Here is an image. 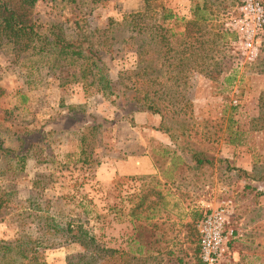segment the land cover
I'll return each mask as SVG.
<instances>
[{
    "label": "rangeland",
    "instance_id": "obj_1",
    "mask_svg": "<svg viewBox=\"0 0 264 264\" xmlns=\"http://www.w3.org/2000/svg\"><path fill=\"white\" fill-rule=\"evenodd\" d=\"M141 1L40 0L37 15L44 23L81 16L92 29H105L111 19L122 22L126 14L138 11ZM163 2L180 19L170 28L186 36L184 43L192 47L184 72L164 75V86L173 96L180 95L168 100L171 111L184 110L168 118L174 139L156 130L159 115L135 113L133 124L120 120L118 97L107 98L96 88L73 82L78 68L56 74L47 68L39 71L10 48H0V138L8 147H16V139L27 134L45 141L30 151L23 170L16 161L0 159V240L37 238V216L48 212L62 225H82L108 247L127 252L144 244L148 253L142 264H198V226L226 206L227 231L237 237L219 264L239 263L244 256L246 263L264 264V181L216 167L197 168L191 158L192 150L201 151L215 161L228 159L233 168H256L264 175V131H255L252 122L259 116L264 92V36L256 62L245 64L231 31L241 0ZM197 3H206L204 13L210 20L188 25ZM118 35L122 40L129 34ZM206 52L208 60L197 58ZM136 53L134 44L116 46L109 57L114 80L135 68ZM81 116L103 126L89 142L91 164L82 162ZM235 137L239 139L234 145ZM133 156H149L152 172L117 176L113 183L99 179L105 165ZM142 198L144 203L135 209ZM132 235L139 244L129 241ZM80 252L77 244L60 245L45 251L44 259L47 264H67L77 261Z\"/></svg>",
    "mask_w": 264,
    "mask_h": 264
},
{
    "label": "trees",
    "instance_id": "obj_2",
    "mask_svg": "<svg viewBox=\"0 0 264 264\" xmlns=\"http://www.w3.org/2000/svg\"><path fill=\"white\" fill-rule=\"evenodd\" d=\"M39 1L0 0V48H10L15 56L22 57L32 68L39 71L47 68L56 74L64 69L78 68V74L72 76L73 82L96 88L104 97H118L120 120H129L133 124L132 115L135 113L159 115L161 124L156 130L174 139V126L168 123V118L171 113L174 116L184 114V110L171 111L172 105L168 100L171 97L177 100L180 95L173 96L174 92H169L166 84L164 86V75L169 71L184 72L182 69L188 66L186 62L188 56H191L192 47H187L184 43L185 35L190 34L187 29L186 34H183L184 39L182 34L178 35L170 28L172 22L180 19L166 7L163 0H142L138 11L126 14L122 22L111 19L105 29H92L81 16H74L71 21L65 22H41L37 15ZM206 9V3H197L192 11L194 19L188 25L201 26L208 23L210 19L204 13ZM122 31L129 35L119 40L118 33ZM119 44H134L137 48V60L134 69L122 71L117 80H114L111 77L109 57ZM199 44L204 52L208 50L204 47L205 42ZM183 45L184 49H176ZM197 58L205 62L209 59L208 52L197 55ZM173 80L177 82L176 77ZM226 81L229 82L230 79L227 78ZM259 101V116L252 119V122L255 131H264V92ZM81 117L83 120L78 131L82 133V162L91 164L89 142L94 133L103 126L97 124L95 118L87 120L84 116ZM238 139H232L231 144H237ZM44 142L32 134H27L16 139V147H8L0 138V159L16 161V166L23 170L30 151ZM191 158L197 168L216 167L219 172L235 171L239 178L244 176L253 181H264V175L259 174L260 171L256 168L252 172L233 168L228 159L220 158L215 161L196 150L191 151ZM96 164L100 165V162ZM143 198L135 209L142 206ZM3 204L0 199V209ZM135 209L131 212L134 213ZM74 224V221H69L62 225L50 213L43 212L37 216V238L23 235L14 242L0 240V264H47L44 259L45 251L68 244L79 245L81 252L77 261L67 264H142L146 261V247L139 244L134 235L129 241L139 246L134 251L126 252L103 245L100 237L84 229L82 225L75 227ZM198 254V264H204L200 248ZM229 264L256 263H246L244 256L239 263Z\"/></svg>",
    "mask_w": 264,
    "mask_h": 264
},
{
    "label": "built area",
    "instance_id": "obj_3",
    "mask_svg": "<svg viewBox=\"0 0 264 264\" xmlns=\"http://www.w3.org/2000/svg\"><path fill=\"white\" fill-rule=\"evenodd\" d=\"M239 12L231 24V31L237 36L234 45L240 48L244 63L252 64L258 59L262 46L264 6L259 0H241ZM227 220L228 207L221 206L200 222V254L204 264H219L229 252L230 242L237 237L233 230L227 231Z\"/></svg>",
    "mask_w": 264,
    "mask_h": 264
},
{
    "label": "crops",
    "instance_id": "obj_4",
    "mask_svg": "<svg viewBox=\"0 0 264 264\" xmlns=\"http://www.w3.org/2000/svg\"><path fill=\"white\" fill-rule=\"evenodd\" d=\"M152 167V161L149 156H145L140 159L133 156L127 161L116 165H105L99 171V179L104 183H113L117 176L125 177L151 173Z\"/></svg>",
    "mask_w": 264,
    "mask_h": 264
}]
</instances>
